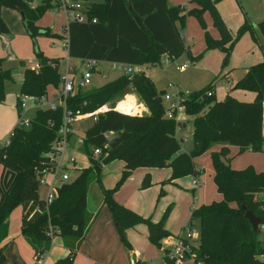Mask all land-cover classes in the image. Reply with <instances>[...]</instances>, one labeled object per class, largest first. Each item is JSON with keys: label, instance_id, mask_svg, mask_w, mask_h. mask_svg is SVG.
<instances>
[{"label": "trees", "instance_id": "1", "mask_svg": "<svg viewBox=\"0 0 264 264\" xmlns=\"http://www.w3.org/2000/svg\"><path fill=\"white\" fill-rule=\"evenodd\" d=\"M220 1L192 0L197 7L181 16L180 9L186 12L185 7L170 8L168 0H106L92 5L88 12L89 23H70L66 39L37 25L48 11L55 9L50 3L42 0L33 7L32 0H0V35L9 34L1 17L2 9H9L24 14V27L33 39L37 36L66 39L70 59L155 67L161 65L163 56L173 60L184 50L181 30L186 27L188 15L196 17L205 32V52L220 49L230 53L225 46L232 39L216 11ZM206 12L212 15L220 39H213L207 32L204 22ZM135 16L140 18L142 27L135 21ZM94 19L96 23H92ZM249 30V25L245 24L238 37ZM259 30L264 36V21L259 24ZM234 44L231 42L230 48ZM34 45L40 70L25 69L20 94L39 98L47 95L50 87L58 90L62 78L59 61L45 58L35 40ZM186 51L191 54L189 49ZM201 57L193 59L198 61ZM9 79L11 73L2 69L0 60V104L5 101V82ZM130 83L149 113L128 115L112 106L99 115L97 122L85 132L81 148L88 157L89 167L80 170L74 181L58 190V197L48 213L40 198L37 174L42 170L44 155L50 151L63 124L64 110H37L29 128L16 125L7 144L0 150V264L5 261V246L2 243L8 236L11 202L22 207V235L36 251L38 260L51 248V239L46 231L52 226L59 230L55 237H61L70 251L65 259L56 264H73L76 251L91 223V216L85 212L88 187L92 181L101 180V169L107 161L119 159L124 164V177L141 167H168L192 175L197 180L201 170L196 168L195 161L214 145H224L221 152H212L214 183L222 200L201 205L193 213V217L201 222L202 233L200 245L194 246L195 255L192 253L194 264H264V241L259 239L264 229V173H256L252 168L232 170L224 159L227 147H236L241 153L264 151V64L251 68L236 88L253 92L255 99L252 102L234 98L218 101L213 85L192 92L182 100L185 115L193 127L191 152H182L176 137L179 122L165 116L162 97L166 92L158 91L147 76L122 75L101 88L79 89L67 99L66 107L73 115L93 113ZM209 92H212L210 97ZM109 133H127L130 137L116 149H107L105 135ZM95 149L102 151L97 160L92 155ZM105 197L113 210L114 219H118L117 229L128 248L130 245L125 241L124 233L138 225L148 227V239L158 247L163 239L170 236L165 225L171 209L160 221L153 223L116 204L112 194L105 193ZM246 211H251L260 219L258 234L246 219ZM163 264H176L167 256V251Z\"/></svg>", "mask_w": 264, "mask_h": 264}, {"label": "rangeland", "instance_id": "2", "mask_svg": "<svg viewBox=\"0 0 264 264\" xmlns=\"http://www.w3.org/2000/svg\"><path fill=\"white\" fill-rule=\"evenodd\" d=\"M187 2V0L176 2L177 7H185L186 12L180 9L179 14L181 16L188 11ZM38 4L39 0H32L31 6L36 7ZM216 11L232 39L231 42H235L232 48H230L231 42L225 46V48L230 49V53L226 54L220 49L205 52V33L203 37L199 36L198 32L202 31L200 24L196 17L188 15L186 27L181 30L182 38L183 35L186 37V39L184 38L185 48L179 56L170 60L169 56L165 55L161 65L155 67L142 66L145 74L158 91L165 90L168 95L173 96L177 92L192 93L213 85L214 94H216L218 101H225L228 98L243 102L254 101L255 94L253 92L236 90V88L238 83L246 78L247 72L251 68L264 64V36L259 30V24L264 21V0H242L241 2L221 0L217 4ZM50 13L44 18V22H48L60 30L61 15L55 11ZM206 14L209 12H206L204 17ZM208 17L207 21L204 19L205 24H213L212 15H208ZM245 24L249 25L250 30L238 37L240 29ZM13 29L17 32V28ZM48 29L51 30L52 26ZM61 31H64L63 27H61ZM188 33L192 36V40H187ZM8 36L12 39L11 41L20 40V44L16 41L17 47L20 48V59L15 60L13 58L16 54L12 49H6L7 43L0 35L2 69L9 70L11 73V79L5 82V101L0 104V150L19 123L17 98L21 92V79L25 73V69L20 68V63L25 62L30 65L37 61L34 53V40L38 50L45 58L50 61H59L61 78L74 79L75 75L81 72L80 70H84L83 67L81 69L77 60L68 57L67 52L62 47L63 41L60 39L45 36H37L33 39L27 33H20V38L18 34L9 33L4 38H8ZM187 49H190L191 54H187ZM201 55L200 60L195 61L193 59ZM182 65H187V69L180 71L179 66ZM68 68L72 69L69 73H67ZM145 74L140 72L136 75L146 76ZM121 76L118 71L109 70V63H100L92 73L91 87L101 88ZM228 80H231L233 85H228ZM169 85H172V88ZM125 92H127L126 95ZM132 97L133 107L128 112L140 114L147 111L149 113L148 108L135 92L132 83L127 84L123 91H119L102 107L108 106L107 108H110L113 106L115 110L120 111L119 106L122 103L131 102L130 98ZM134 99L136 100L135 103ZM166 106L167 104L164 103L165 108ZM36 111V107L29 108L24 112V116L31 119L35 116ZM180 118L188 119L184 110H181L179 114L177 113L179 125L176 129V137L181 143L182 152H191L193 151L192 123L191 121L186 122L185 127H181ZM91 125V120L78 122L76 125L77 135L84 136ZM214 146L207 153L197 158V160H202L200 166L202 186L194 195L191 189L192 180L195 177L192 175H185L168 167H141L124 177V165L119 159L107 161L101 169V180L92 181L87 192L85 212L88 216L99 215V218L90 234H87L85 242L83 241L82 253L79 252L75 255L73 264H133L130 256L131 249L136 251L134 255L139 256L140 264H163L166 251L171 247L168 241L174 240L176 235L183 234L189 229L193 233L191 243L194 246H199L202 237L201 222L198 218L193 217V213L199 205H210L222 200L214 183L215 170L211 152ZM226 151L224 159L229 161L232 170L245 171L252 168L256 173H264V151L241 153L236 147H227ZM216 152H221V149ZM77 158L79 168L69 172L71 181L79 176L81 168L88 166L80 156ZM105 193L112 194V200L116 204L122 206L127 204V208L134 210L141 217L149 219L153 223L160 221L167 210L171 209L165 225L170 236L163 239L160 247H158L149 241L148 235L143 231L146 229V225H138L124 233L125 241L130 245L128 248L115 226L114 216L111 213L109 203L106 201ZM18 207L10 208V213L12 215L15 211V214L19 215L17 221H19L18 227L21 232L22 217ZM106 218L109 223L106 222ZM259 239L264 241V229L261 230ZM190 262L191 260H187L182 264H189ZM42 263L43 261L40 264Z\"/></svg>", "mask_w": 264, "mask_h": 264}, {"label": "built area", "instance_id": "3", "mask_svg": "<svg viewBox=\"0 0 264 264\" xmlns=\"http://www.w3.org/2000/svg\"><path fill=\"white\" fill-rule=\"evenodd\" d=\"M42 1V0H41ZM40 1V2H41ZM55 7L54 10L63 13L66 16V25L63 28V33L67 34V29L70 23L87 24L90 22L89 11L92 5L96 3H103L106 0H44ZM32 3V2H31ZM96 19L92 20V23H96ZM62 35V34H61ZM64 36V35H63ZM67 39V36H66ZM65 39V40H66ZM68 44L66 40L65 48L67 50ZM78 63L82 69L75 75L74 79L62 78V84L55 95L49 96L48 94L42 97H35L32 95L20 94L17 98V108L19 112V125L24 128H29L31 119H27L24 116L29 108L36 107L37 110H52L56 111L58 108L64 110L63 124L60 126L57 137L51 145V149L47 152L45 157V163L42 170L38 172L42 175L41 179H38L39 194L41 200L45 204L46 213H48L49 207L58 197V190L65 184L71 181L69 172L78 169V160L76 155H82L88 159V157L81 151L84 145V136L77 135L76 125L78 122H84L91 120L92 124L97 122L99 115L107 111V107H102L97 111L89 114L73 115L66 107V101L74 95L79 89H90L92 73L96 70L100 62L94 60H78ZM34 71L40 70V64L36 63L32 66ZM187 69V65L179 66L180 71ZM72 69L68 68L67 73ZM109 70L118 71L123 76H134L144 72L142 66H132L119 63H109ZM229 85H233L232 81H228ZM172 88V85H169ZM191 93L177 92L176 94H166L162 97L163 102L167 104L166 118L171 120H177V113L184 110L182 107V100L187 98ZM208 96H212V92L208 93ZM115 133H109L105 135L107 140V149H111L109 142L115 138ZM7 144V142H6ZM93 159L97 160L101 155L100 149L93 151ZM194 185L198 186V182L195 180ZM59 234V230L49 226L46 231L47 237L51 240L55 238V235ZM195 234V231H194ZM193 239V233L191 229L185 233L175 237L174 240H170L171 247L167 250V256L176 264H182L187 258H192L194 245L191 243ZM191 256V257H190Z\"/></svg>", "mask_w": 264, "mask_h": 264}, {"label": "crops", "instance_id": "4", "mask_svg": "<svg viewBox=\"0 0 264 264\" xmlns=\"http://www.w3.org/2000/svg\"><path fill=\"white\" fill-rule=\"evenodd\" d=\"M40 1L41 0H39V2ZM177 1L178 0H168V6L170 8L177 7V5H176L177 4L176 3ZM187 1H188L187 2L188 11H190V9L193 10V9H195L197 7L196 4L191 3L192 0H187ZM52 11H55V12H57V13H59L61 15L62 19H61V21L59 23V26L61 25V27L64 28L65 25H66V16L63 13H61L59 11H56V10L48 11L44 15V17L37 23V25L39 27H41V28H49L50 26H52V29L51 30H53L54 32H57L58 34L64 35V38H66L67 34H64L63 31H61V27H60V30H59V28L54 27V25L49 24L48 22H44V20H45L44 18L47 17L48 14H51L50 12H52ZM208 15L210 16V14H206L205 17H204V19L206 21L209 18ZM1 17L4 20L5 24L7 25L8 30H9V33H11V34L12 33L13 34H18V37L19 38H20V33H25V34L27 33L26 32V29L24 27V22H23V20H22V18L20 16V13L19 12L13 11V10H9V9H2V11H1ZM46 24H48V25H46ZM206 26H207V32L210 34V36L213 37V39H219V33L216 30V28H214V25L210 23V24H207ZM13 28H17V32ZM201 30H202V28H201ZM198 33H199V36L201 35L203 37L205 32L202 30L201 32H198ZM2 36H3L4 41L7 43L6 49H8V48H9V50L12 49L13 52L16 54V56H14L13 58L15 60L20 59V48H18L17 45H16V41L20 44V40H16L15 39L14 41H11L12 39L9 36H8V38H4L7 35H2ZM184 38L186 39V37H184V35H183V39ZM187 40H192V36L189 33H188ZM62 41H63L62 42L63 43L62 47L67 52V50L65 48L66 40L63 39ZM14 46H15V49H14ZM67 54H68V52H67ZM77 62H78V60H77ZM36 63H38V61H36L35 63H32L30 65H27V63H25V67L22 68L20 66V68H22V69H30ZM23 81H24V77L21 79V85L23 84ZM228 85H229V83H228ZM56 92H57V89H54L52 87H50L48 89V95L50 97L53 96V95H55ZM214 95L216 97V94H214ZM130 101L131 102L122 103L119 106V110H120L119 112H122V113H125V114H128V115H143V114H148L147 111L144 112V113H140V114H136V113L135 114H131L130 112H128V110H130L131 107H133V102H132L133 101V97L130 98ZM135 101L136 100L134 99V103H135ZM108 109L109 108H107V110ZM180 119L182 121V123L180 125L181 127H185V125H186L185 123L186 122H189L188 119H184V118L183 119L180 118ZM263 135H264V129H263ZM176 136H177V132H176ZM222 147H224V145H215L213 147V150L211 152H216L217 150L222 149ZM77 156L78 157L80 156L82 159H84L86 161V164L88 165L87 167H89L90 164H89V161H88V159L86 157H84L82 155H76V157ZM201 159H203V158H201ZM77 160H78V158H77ZM201 161L202 160H197V163H196L197 166H196V168L198 170H200ZM225 161H227V160H225ZM77 167H78V165H77ZM86 168H81V169H86ZM195 180L196 179L192 180V189L191 190L193 192V195L202 186V179H201V177H199L196 180L198 182V184H199L198 186L194 185V181ZM11 206L12 207L19 206L18 207L19 208L18 210L21 211V214L20 215L23 218V211H22L21 205L19 203H17L16 205H14V203L11 202ZM123 206L127 208V204H125ZM199 206H201V205H199ZM128 209H130V208H128ZM130 210H132V209H130ZM132 211H134V210H132ZM135 213H137V212H135ZM98 218H99V215H97V216H95V215L94 216H91L90 227H89V229H88V231L86 233V236H85V238L83 240L84 242H85L87 236L92 231V229H93L95 223L97 222ZM17 220H19V215L15 214V211H14V213L12 215L10 213V217L8 219V236H7L6 240L2 243V246H5V252H4L5 261H4V264H40L42 261H43L42 264H49V263L52 264V263H57L59 260L65 259L69 255L70 251L64 246L63 239L58 236V237H55L54 239L51 240V248H50V250L46 254H44L41 259L38 260L37 255H36V251L33 249V247L30 245V243L23 237L22 230L20 232L19 227H18L19 226L18 225L19 224V221H17ZM114 221H115V219H114ZM106 222L109 223V221H108L107 218H106ZM21 229H22V221H21ZM143 231L148 235V227L147 226H146V229H143ZM178 235H176V236H178ZM129 238L131 240V237L130 236H129ZM56 239H58V240L56 241ZM84 242H82V244L80 245V247L76 251V254H79V252L82 253L83 250L81 249V247L83 246ZM135 252L136 251H134V249H131L130 250V256L132 258L133 264H136L137 262H139V264H140V258H139V256L134 255ZM187 260H191V262L189 264H193L194 263L193 257L192 258H187L185 261H187Z\"/></svg>", "mask_w": 264, "mask_h": 264}, {"label": "water", "instance_id": "5", "mask_svg": "<svg viewBox=\"0 0 264 264\" xmlns=\"http://www.w3.org/2000/svg\"><path fill=\"white\" fill-rule=\"evenodd\" d=\"M130 11L133 12V11H132V8H130ZM20 16H21V18H22V20H23V22H24V21H25V16H24V14H23V13H20ZM134 18H135V21L138 23V25H139L140 27H142V22H141L140 18H139L138 16H135ZM20 66H21L22 68L25 67V63L22 62V63L20 64ZM126 94H127V92H125V95H126ZM129 137H130L129 134H127V133H118V134H116L115 138H113V139L109 142V146H110V148H111V149H116L121 143H123V142H124L125 140H127ZM41 178H42V175H39V176H38V179H41ZM111 212H112V214H113V210H112V209H111ZM245 217H246L247 220H249L250 224H251L252 227H253L254 232H255L256 234H258L259 231H260L259 227H260V224H261L260 219H259L258 217H256L251 211H246ZM118 224H119L118 219H115V226H116L117 228H118Z\"/></svg>", "mask_w": 264, "mask_h": 264}]
</instances>
